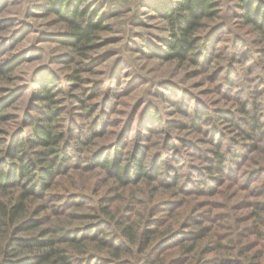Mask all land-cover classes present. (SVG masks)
<instances>
[{"label":"clouds","instance_id":"9594fccd","mask_svg":"<svg viewBox=\"0 0 264 264\" xmlns=\"http://www.w3.org/2000/svg\"><path fill=\"white\" fill-rule=\"evenodd\" d=\"M159 2L0 3V264H264V0Z\"/></svg>","mask_w":264,"mask_h":264},{"label":"trees","instance_id":"16d2710c","mask_svg":"<svg viewBox=\"0 0 264 264\" xmlns=\"http://www.w3.org/2000/svg\"><path fill=\"white\" fill-rule=\"evenodd\" d=\"M0 3H3V0H0ZM157 7L160 11L167 12L170 5L166 2V0H160ZM7 23H11L10 20ZM27 26H25V29ZM19 34V33H18ZM65 42H70L71 37L65 36L62 39ZM10 67V66H6ZM50 76H46L45 79H48ZM20 92L19 89H17ZM16 91V93H18ZM11 98V99H10ZM12 96L5 98L3 103L5 106L12 101ZM9 116L7 119H10ZM19 189V190H17ZM30 190L23 189L19 186L18 181L15 180L14 176L11 174H6L2 179H0V239H2L4 232L2 229L6 228V226L14 221L20 220V217L24 215L26 212L25 205L23 204V200L26 198V192ZM38 223L34 221L31 217L20 220L19 223H16L14 232H29L34 228L38 227ZM175 233H173L169 238L161 241V245H164L171 237H173ZM176 235V234H175ZM204 238V234L196 233L192 235L189 240H201ZM187 241L183 242L186 243ZM24 246H37L43 247L45 245L42 244H28ZM35 264H47V258L42 256L38 260H36Z\"/></svg>","mask_w":264,"mask_h":264},{"label":"rangeland","instance_id":"374dc122","mask_svg":"<svg viewBox=\"0 0 264 264\" xmlns=\"http://www.w3.org/2000/svg\"><path fill=\"white\" fill-rule=\"evenodd\" d=\"M11 22V21H10ZM50 23V22H49ZM10 24V23H9ZM27 28V27H26ZM19 33V34H18ZM16 35L20 36L22 35V32H18ZM63 39V37L61 38ZM111 42V41H110ZM34 59H39L40 55L38 52L34 53ZM69 58L67 56L64 57L63 60L58 61V62H68ZM39 75L42 79H45L46 76H50L51 74L48 72V70L44 67L41 66V69L39 70ZM17 91V90H16ZM18 92V91H17ZM21 94V92L16 93V96H19ZM13 98V97H12ZM11 99V98H10ZM11 119V118H10ZM199 223V222H197ZM176 234V235H175ZM175 234L173 235V237H171L166 243H164V245H162L164 247V249L166 250H170L173 248L178 247L180 244H182L185 241H188L192 236H187L185 235L183 232H180L179 230H177L175 232ZM177 260L178 258H173V259H169L167 264H177Z\"/></svg>","mask_w":264,"mask_h":264}]
</instances>
